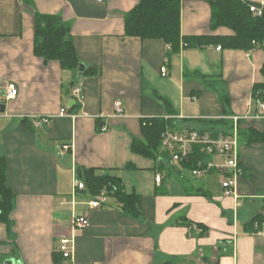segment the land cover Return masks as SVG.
<instances>
[{
  "label": "crops",
  "instance_id": "crops-1",
  "mask_svg": "<svg viewBox=\"0 0 264 264\" xmlns=\"http://www.w3.org/2000/svg\"><path fill=\"white\" fill-rule=\"evenodd\" d=\"M246 1L264 10V0ZM139 3L0 0V82L18 89L15 99L0 101L6 105L0 114V161H6L15 195L10 224L0 223V264H57L61 239L72 236L73 264H264V143L240 138L238 204L224 197L218 171L197 180L182 166L167 169L132 151L144 119H172V131L185 134L202 131V121L239 117L238 133L264 134V110L253 100L254 86L264 82V50L218 51L212 45L171 55L162 40L125 35V17ZM37 13L58 15L70 26L81 66L96 67L97 75L63 70L35 55ZM211 17L208 0H182V35L233 34L213 30ZM204 77L227 91L228 110ZM75 87L83 105L73 95ZM116 101L124 106L121 117ZM62 109L67 116H60ZM42 117L49 125L36 127L34 119ZM99 123L108 132H99ZM86 170L119 178L128 194L141 198L140 215H128L112 198L90 208L94 196L75 189ZM75 216L88 218L89 226L73 229ZM197 224L208 231L202 235Z\"/></svg>",
  "mask_w": 264,
  "mask_h": 264
},
{
  "label": "trees",
  "instance_id": "trees-1",
  "mask_svg": "<svg viewBox=\"0 0 264 264\" xmlns=\"http://www.w3.org/2000/svg\"><path fill=\"white\" fill-rule=\"evenodd\" d=\"M181 2L182 0H140V3L125 17V35L141 40H162L170 48L171 55L180 54L182 48H204L208 46L221 47L226 50H240L251 52L261 48L264 50V14L255 16L250 7L256 5L246 0H208L211 10V28H227L233 32L228 36H183L181 33ZM35 55L46 62H58L63 70L80 71L81 62L73 42L70 26L58 15L35 16ZM84 76L98 74L96 67L86 69ZM201 76L200 73H194ZM264 77V65L262 68ZM203 78V76H201ZM206 84L219 94L220 101L228 110L230 97L226 90H218L216 79L207 78ZM223 84V81L220 80ZM75 84H73V87ZM72 87V88H73ZM255 103L264 105V82L256 84L253 89ZM166 105L170 104L166 101ZM101 124H98V127ZM203 132H211L213 136L221 133L230 134L232 125L227 118L213 121H202ZM174 121L165 118H152L142 120V138L133 139L132 151L140 156L153 159L165 166V157L169 154L162 151V136L167 129L173 130ZM239 138L248 144L264 143V134L252 129L239 131ZM204 158L196 152L190 161L182 167L186 171L196 168V161ZM81 180L86 189L94 197L103 191L108 199L112 198L128 215L137 218L140 215L139 206L141 198L136 194H128L123 182L116 177L104 175L97 176L95 170H86ZM15 195L8 185L7 164L5 159L0 161V223L9 225L13 212ZM254 221L246 224L249 228ZM203 229L204 235L208 228L197 224ZM56 263L63 264V256L55 255Z\"/></svg>",
  "mask_w": 264,
  "mask_h": 264
},
{
  "label": "built area",
  "instance_id": "built-area-1",
  "mask_svg": "<svg viewBox=\"0 0 264 264\" xmlns=\"http://www.w3.org/2000/svg\"><path fill=\"white\" fill-rule=\"evenodd\" d=\"M103 2L104 0H100ZM250 11L257 17H262L264 14L262 5H252ZM221 51V47L217 48ZM167 68L162 69V76H167ZM18 95V89L15 84L9 82H0V97L4 101H11ZM73 95L77 101L83 105V97L81 89L75 87L73 89ZM261 108L264 110V105L261 104ZM116 114L121 117L125 114L124 106L121 101L115 102ZM67 110L62 109L60 116H67ZM73 119L77 116L72 115ZM101 121V119H97ZM231 122L232 129L230 134L221 133L218 136H213L211 132H203L201 130H193L191 132L182 134L167 129L162 136V151L169 154L172 164L182 166L184 163L190 161L196 152L202 154L204 158L196 161V168L190 171L191 176L194 179H203L209 175L212 171L216 170L220 174V185L223 189L224 197H232L239 202L240 196L237 191V182L242 175L240 167V138L238 133V123L241 120L239 117L227 118ZM50 119L46 117L35 118L34 124L36 127H42L49 125ZM98 127L99 132L106 133L109 127L106 124H102ZM69 150L70 147H64ZM218 157L221 159L220 163L213 162L209 158ZM163 175L158 173L155 181L158 186L161 185ZM76 190H85L86 186L81 180L75 181ZM108 202V196L106 192H102L89 203V207L97 209L105 206ZM89 219L86 217H74L72 220V227L84 229L89 226ZM60 253L63 256V264H73L74 252H75V238L64 237L60 241Z\"/></svg>",
  "mask_w": 264,
  "mask_h": 264
},
{
  "label": "rangeland",
  "instance_id": "rangeland-1",
  "mask_svg": "<svg viewBox=\"0 0 264 264\" xmlns=\"http://www.w3.org/2000/svg\"><path fill=\"white\" fill-rule=\"evenodd\" d=\"M1 97H0V101H1ZM182 125L185 126V125H193L196 129L200 128L201 126H199L198 124L194 123V122H190V121H182ZM176 165V164H175ZM165 166L166 168H171L173 166L172 162L171 161H165ZM177 167V166H176ZM173 169V168H171ZM79 181H81L79 178H78Z\"/></svg>",
  "mask_w": 264,
  "mask_h": 264
},
{
  "label": "water",
  "instance_id": "water-1",
  "mask_svg": "<svg viewBox=\"0 0 264 264\" xmlns=\"http://www.w3.org/2000/svg\"><path fill=\"white\" fill-rule=\"evenodd\" d=\"M83 71H84V67L81 66V67H80V72H83ZM5 111H6V105L0 103V114H4Z\"/></svg>",
  "mask_w": 264,
  "mask_h": 264
}]
</instances>
